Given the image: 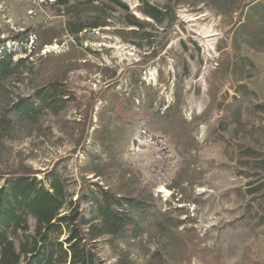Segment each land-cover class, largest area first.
Segmentation results:
<instances>
[{"label": "rangeland", "instance_id": "1", "mask_svg": "<svg viewBox=\"0 0 264 264\" xmlns=\"http://www.w3.org/2000/svg\"><path fill=\"white\" fill-rule=\"evenodd\" d=\"M56 1L0 0V58L26 61L0 85V109L53 83L67 90L58 116L0 132V189L15 171L37 173L47 189V174H58L63 211L91 224L92 194L140 199L147 213H128L144 232L93 241L102 264H264V226L239 223L248 185L264 175L247 155L264 156V52L238 35L239 13L212 0H120L142 23L133 27L94 0L74 12L100 27L72 35Z\"/></svg>", "mask_w": 264, "mask_h": 264}, {"label": "trees", "instance_id": "2", "mask_svg": "<svg viewBox=\"0 0 264 264\" xmlns=\"http://www.w3.org/2000/svg\"><path fill=\"white\" fill-rule=\"evenodd\" d=\"M102 1H108L115 10L125 12L129 26H142L122 1ZM93 2H55L54 5L66 9L70 17L67 24L69 33L79 35L88 27H100L97 23L86 26L76 21L75 8ZM212 3L222 14L239 13L238 35L256 52H264V0H212ZM143 13L159 23L166 17L164 12L148 4ZM25 70V60L14 62L13 55L1 57L0 85L8 79L20 77ZM66 93L62 83H53L36 89L30 97H19L0 109V132L35 124L46 115L58 116L64 108L63 97ZM257 109L264 112V105H258ZM127 114L124 119L129 123L140 118L131 108ZM139 123H146V127L150 125L148 117ZM138 125L134 132L139 130ZM247 153L254 158L253 164L264 172V156L250 149ZM10 175L8 186L0 189V264H102L93 241L107 235L120 239L138 238L144 232L140 221L128 213H147V207L140 199L120 197L114 200L111 192L104 190L99 196L92 194L91 203L97 216L91 224L83 219L78 209L69 213L63 211L69 195L58 174H47L46 179L50 178L49 189L45 187L44 180H37V173L20 170ZM247 194L251 200L239 223L244 227H263L264 175L248 185ZM30 219L36 223L33 234L28 233ZM86 225H90L87 230Z\"/></svg>", "mask_w": 264, "mask_h": 264}, {"label": "water", "instance_id": "3", "mask_svg": "<svg viewBox=\"0 0 264 264\" xmlns=\"http://www.w3.org/2000/svg\"><path fill=\"white\" fill-rule=\"evenodd\" d=\"M40 180H44V178H40Z\"/></svg>", "mask_w": 264, "mask_h": 264}]
</instances>
